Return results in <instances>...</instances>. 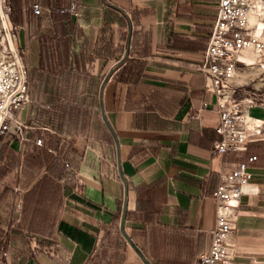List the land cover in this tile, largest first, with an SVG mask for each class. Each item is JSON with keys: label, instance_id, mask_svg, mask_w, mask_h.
<instances>
[{"label": "crops", "instance_id": "obj_1", "mask_svg": "<svg viewBox=\"0 0 264 264\" xmlns=\"http://www.w3.org/2000/svg\"><path fill=\"white\" fill-rule=\"evenodd\" d=\"M70 1L21 0V10L39 4L42 13L26 21L22 10V24L17 26L23 29L26 24L46 36L55 30L51 13ZM78 2L80 16L68 15L74 34L67 47V68L72 57L82 52L85 75L102 81L112 70L103 88V105L119 140L121 169L127 180L124 232L120 226L123 183L113 138L108 132L111 142L97 121V117L101 120L97 97L98 108L92 107L85 131L64 136L47 125L38 126L53 132L44 133L46 142L47 134L53 135L72 149L65 166L73 177L63 168L54 184L39 186L44 191L57 185L58 195L46 191L38 197L28 195L51 172L46 163L36 168L30 160L33 143L21 154L15 151L16 143L0 148V264H194L210 245L215 221L211 195L218 172L234 168L241 160L233 154L212 153L218 138L216 96L205 88L207 80L195 68L202 61L217 0ZM129 32L128 55L119 65ZM24 41L26 45L25 34ZM53 51L51 58L56 60L59 49ZM41 53L36 37L31 63L29 58L31 69L38 68ZM126 66H132L129 72L123 71ZM73 71L76 74L78 69ZM134 76L137 81L132 80ZM81 83L70 85L71 90L90 92L89 84ZM251 109L260 110L261 115L250 116L264 122V105H253L248 112ZM247 155L257 160L251 165L252 179L241 188L237 223L228 243L236 249L239 263L264 264V126L248 145ZM14 185L22 190L16 195L22 206L18 221L9 222ZM137 203L138 216L133 218ZM27 218L34 220L35 230L55 220L52 243L45 244L53 246V254L41 249L33 253L28 238L41 241L25 230L21 234L14 231ZM11 225L5 261L4 238ZM133 227H142L144 236L131 238Z\"/></svg>", "mask_w": 264, "mask_h": 264}, {"label": "built area", "instance_id": "obj_2", "mask_svg": "<svg viewBox=\"0 0 264 264\" xmlns=\"http://www.w3.org/2000/svg\"><path fill=\"white\" fill-rule=\"evenodd\" d=\"M258 0H217V13L211 26L202 61L195 66L207 80L205 88L216 96L214 110L218 115L215 133L218 138L212 144V153L240 157L232 169L218 172V182L211 198L215 207L214 226L210 230L211 239L208 249L197 255L194 264H241L237 258L236 249L228 243L229 235L237 223V210L241 200V188L252 179L251 165L257 156L247 155L248 145L254 138L263 132L262 126L250 127L255 119L248 114V108L255 105L252 101L242 103L231 98L235 92L233 80L240 66H245L243 60L246 51H252L259 57L264 55V41L261 28L250 25L249 15ZM25 20L31 16H40L42 7L39 4L25 5L22 7ZM63 12L73 18L80 16L78 0H71L62 8ZM9 11V9H8ZM30 16V18H29ZM8 20V16H7ZM9 30L18 62L11 54L7 43L0 48V148L7 144L15 151L23 153L26 145L33 143L39 148H44L49 154L57 157V151L46 147L44 133H53L49 128L36 127L31 123V107L34 105L29 66L24 62L19 49L15 46L18 42L15 32L20 28L9 20ZM26 30L27 25H23ZM261 105V104H260ZM203 106H206L204 103ZM28 107L25 121L18 119V113ZM49 109L48 105H41ZM68 166V164H66ZM14 174L19 175V167L14 169ZM17 179V177H16ZM15 179V180H16ZM16 184V183H15ZM14 196L10 207L8 220L18 221L22 206L18 194L22 190L12 186ZM6 230L4 238L5 248L2 257L7 260L10 241V229ZM31 250L53 254V246H43L34 238H28Z\"/></svg>", "mask_w": 264, "mask_h": 264}, {"label": "trees", "instance_id": "obj_3", "mask_svg": "<svg viewBox=\"0 0 264 264\" xmlns=\"http://www.w3.org/2000/svg\"><path fill=\"white\" fill-rule=\"evenodd\" d=\"M9 5V20L14 25L22 24V10L21 0H7ZM51 18L55 24L54 34L50 37L43 36L39 32H35L34 35L39 39L42 45V53L39 61L38 68H32L30 73L32 96L36 103L45 104L49 106V109H42L33 105L31 109V121L35 125H47L53 128L55 131L61 133V135H72L80 131H85L87 128V117L93 115V106L98 108V92L101 78L85 75L84 55L79 53L77 57H72L70 67H68L67 47L69 43L70 31L73 26L68 14L64 13L62 9H55L51 13ZM59 49L58 58L53 60L51 54L53 50ZM133 66V65H132ZM132 66H126L123 71H130ZM135 68L137 65H135ZM141 67V66H140ZM73 69H78L75 74ZM136 76V75H135ZM132 77L133 81H137L138 77ZM138 76V75H137ZM81 82L88 83L90 86V92L84 93L80 91H72V84L80 86ZM96 114H99L96 112ZM34 120V122H33ZM98 124L102 126L106 134L110 137L105 125L102 123L99 117H97ZM48 135V140L45 142L46 146H51L57 150L58 156L52 158V156L46 153L44 150L34 147L33 154L30 156V160L36 165V168L41 165H46L50 169V174L43 177L36 186H34L29 196L38 197L44 191L48 195H58L60 188L54 185V189L51 187L41 191L39 188L43 182L47 186L54 184L61 173V169L64 168L69 178L73 177L72 171L65 166V161L68 155L72 152L70 144L64 139H57L53 135ZM112 142V138L110 137ZM34 165V166H35ZM57 172V173H56ZM57 184V183H56ZM40 192V193H39ZM34 209L31 210L33 212ZM30 212V213H31ZM138 203L136 210L133 213V218L138 216ZM128 215V214H127ZM29 221L23 222V225L15 228V232L18 234L25 230L27 234L36 237L41 242L39 244L45 245L52 243V229L55 225V220H50L46 224L40 227L41 230H35L34 220L27 218ZM154 221V220H153ZM151 224L154 222L149 221ZM131 238L143 237L144 229L142 227H133L130 231Z\"/></svg>", "mask_w": 264, "mask_h": 264}, {"label": "rangeland", "instance_id": "obj_4", "mask_svg": "<svg viewBox=\"0 0 264 264\" xmlns=\"http://www.w3.org/2000/svg\"><path fill=\"white\" fill-rule=\"evenodd\" d=\"M3 3L5 5V11L6 15H9V5L7 0H3ZM259 18H262L261 21H258L262 23L261 26H263V29L261 30L262 33V40L264 41V8L262 9V15L259 16ZM9 20V17H8ZM10 21V20H9ZM11 22V21H10ZM14 25V24H13ZM0 32L3 33L2 29L0 28ZM35 32H39L38 29L34 28H29V29H19L18 31L15 32L16 37L18 39V42L15 44V46L19 49L20 55L22 56V59L26 64L29 66V71L31 73V68L29 65V58H30V63L33 58L32 53V44L34 38L36 36L34 35ZM54 30H50L49 33L46 34V36L50 37L54 33ZM24 34L26 38V45L24 41ZM73 26L70 31V37L69 41L72 42L73 40ZM2 34L0 33V48L2 47ZM6 42V41H5ZM248 57L254 58L253 63L247 64L245 66H240V68L237 70V74L235 76V79L233 80V84L235 87V92L231 94V98L235 100L236 102L241 101L242 103H245L247 101H252L255 105H264V55L263 56H258L254 52H249ZM250 53V54H249ZM253 53V54H251ZM33 97V96H32ZM40 103H36L37 107L41 108ZM43 109V108H42ZM27 112H28V107L25 110H21L18 113V119L21 121H25L27 117ZM249 116L250 115H261V111L257 109H251L248 112Z\"/></svg>", "mask_w": 264, "mask_h": 264}, {"label": "water", "instance_id": "obj_5", "mask_svg": "<svg viewBox=\"0 0 264 264\" xmlns=\"http://www.w3.org/2000/svg\"><path fill=\"white\" fill-rule=\"evenodd\" d=\"M0 21H1V26H2V30H3V34L5 36V40L7 43V46L11 52V54L13 55V57L15 58V60L18 62V58L13 46V42H12V38H11V32L9 30V24H8V20H7V15L5 14V11H3V7L1 4V0H0ZM130 26V23H129ZM129 39H130V32L128 34V40H127V48L124 52V55L122 57V59L118 62L119 65H121L127 58L128 55V43H129ZM112 72L109 71L104 78L101 81L100 84V89H99V107H100V116H101V120L104 123L105 127L107 128L108 132L110 133V135L113 138V142L115 145V149H116V158H117V169H118V173L119 176L121 178V181L123 183V189H124V195H123V207H122V212H121V220H120V226H121V230L123 231V223L125 220V216H126V209H127V180L122 172L121 169V155H120V144H119V140L117 138V135L115 133L114 128L112 127L111 123L108 120V117L106 115L105 109H104V105H103V88L105 83L107 82V80L109 79L110 73ZM127 240H130L128 237H126Z\"/></svg>", "mask_w": 264, "mask_h": 264}, {"label": "bare ground", "instance_id": "obj_6", "mask_svg": "<svg viewBox=\"0 0 264 264\" xmlns=\"http://www.w3.org/2000/svg\"><path fill=\"white\" fill-rule=\"evenodd\" d=\"M1 4H2V7H3V11H5V5L3 3V0H1ZM263 8H264V0H258L254 4V6H253V8H252V10L250 12V15H249V23H250L251 26L252 25H258L259 28L263 29V26H261L262 23L259 22L262 19V18H259V16L262 15V9ZM5 13H6V11H5ZM258 19H259V21H258ZM0 28L2 29L1 21H0ZM0 33L2 34V38H1L2 39V44H3V46H6L5 36H4V34L2 32H0ZM262 33L263 32L261 31V34H260L261 38H262ZM249 52H252V51L249 50ZM251 54H253V53H251ZM243 60H244V62L247 65V64L253 63L254 58L248 57V53L246 51V54L244 55ZM255 119H257V118H255ZM249 126L250 127L258 126V128H259L260 126H262V122H261V120H259V121L258 120H253L252 123H249Z\"/></svg>", "mask_w": 264, "mask_h": 264}]
</instances>
